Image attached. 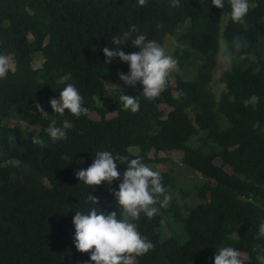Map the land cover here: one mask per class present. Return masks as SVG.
I'll use <instances>...</instances> for the list:
<instances>
[{
    "label": "trees",
    "instance_id": "trees-1",
    "mask_svg": "<svg viewBox=\"0 0 264 264\" xmlns=\"http://www.w3.org/2000/svg\"><path fill=\"white\" fill-rule=\"evenodd\" d=\"M249 4L236 23L228 0L223 9L211 0H179V7L171 0H150L146 7L134 0H0V54L15 63L0 79V264L90 262V254L74 245L75 210L95 207L86 202L91 192L101 209L119 211L110 188L118 190L127 163L137 156L143 163H158L169 158L162 154L173 152H181V161L205 179L199 201L185 207L172 201L152 219L141 214L138 229L154 249L135 264H214L216 249L223 246L238 248L248 264H257L253 249L264 246L259 235L264 222V0ZM222 14L227 18L223 30ZM185 23L178 41L189 48L181 57L189 51L200 55L193 66L197 74L176 77L174 86L169 76L158 98L146 99L139 82L132 87L119 79V73L129 71L126 62L117 57L104 63L103 47H115L111 37L132 25L163 46ZM221 35L230 67L219 76L225 90L216 99L210 83ZM122 50L139 48L129 42ZM38 53L44 60L34 67ZM68 83L99 119L89 112L79 118L67 110L63 116L54 113L50 100L59 98ZM120 87L137 97L139 111L123 109ZM37 102L45 112L37 111ZM161 104L171 107L167 114ZM110 112L116 114L108 117ZM53 119L58 127L68 124L65 138L53 141L48 135ZM35 129L43 147L32 142ZM200 131V141L218 149L204 152L190 145ZM132 147L139 150L134 153ZM98 151H110L121 172V179L104 182L99 193L75 175ZM217 157L232 172L217 164ZM160 172L166 191L173 190L174 175ZM169 215L183 224L184 238L162 236Z\"/></svg>",
    "mask_w": 264,
    "mask_h": 264
},
{
    "label": "clouds",
    "instance_id": "clouds-1",
    "mask_svg": "<svg viewBox=\"0 0 264 264\" xmlns=\"http://www.w3.org/2000/svg\"><path fill=\"white\" fill-rule=\"evenodd\" d=\"M149 2L150 0H138V6L146 7ZM228 3L231 8L230 19L236 23L241 22L250 9L249 0H228ZM211 4L223 9L225 0H211ZM171 6L179 7V0H171ZM129 42L133 47H138L139 51H123ZM111 43L115 47L102 49L106 58L104 63L110 64L117 57L121 62H126L129 71L119 73V79L132 87L139 82L143 86L141 93L146 99L158 98L165 90L170 74L177 69V59L166 52L159 42L148 39L146 34H139L136 25H132L130 31L113 35ZM12 70L9 57L0 54V79H6ZM119 100L124 110L135 113L140 109L137 97L123 94L122 88ZM50 104L54 113L60 116L66 110L77 118L86 116L89 112L78 88L72 83H68L60 91L58 99H51ZM35 108L39 112H45L38 102ZM56 124L53 119L47 126L48 135L53 141L65 138L68 127L67 123L63 127ZM32 142L44 146L38 130L32 136ZM117 161L110 151H98L91 165L78 170L75 175L93 190L104 182L112 185L113 181L121 179ZM110 191L117 201L119 211L108 212L101 209L99 197L91 192L88 193L86 202L95 207H90L87 211L75 210L72 218L75 248L81 253H89L90 262L94 264H135L137 257L154 249L153 242L138 229L137 222L141 214L152 219L160 208L169 206L172 197L162 184L161 172L143 163L139 156L127 163L118 190L110 188ZM259 235L264 237V222L259 226ZM253 251L256 253L257 264H264V246L257 245ZM214 264H248V258L238 248L223 246L216 249Z\"/></svg>",
    "mask_w": 264,
    "mask_h": 264
},
{
    "label": "rangeland",
    "instance_id": "rangeland-1",
    "mask_svg": "<svg viewBox=\"0 0 264 264\" xmlns=\"http://www.w3.org/2000/svg\"><path fill=\"white\" fill-rule=\"evenodd\" d=\"M138 2V0H134ZM227 22V18L225 14H222V30L224 29L225 25ZM187 26V23L184 25L180 26L178 31L176 32L175 35H170L168 36L163 44V47L165 48L166 52L169 54H172L178 61L177 64V69L173 71L170 74L171 78V84L174 86L175 85V80L176 77L182 76V77H187V78H193L196 76L197 71L193 69V66L197 62L201 60V57L198 53L194 51H189L188 55H185V57H181V55L186 54L185 50L189 48V44L185 42L184 44H179L178 41V35L185 31ZM48 41V38H44L42 40L43 43H46ZM220 41V52L218 55V67H216L213 75V79L210 83V87L216 97V99H219L221 93L225 90V84L220 81L219 76L220 74L228 69L230 67V59L228 56H226L225 50H226V43L223 40L222 35L219 38ZM12 63V66L15 65L13 62V59L10 55H7ZM43 56L38 53V55L35 56V60L33 62L34 67H39L41 63H43ZM194 62V63H193ZM174 96H178L177 91H173ZM58 99V98H56ZM107 98H103L102 102L106 101ZM159 108L163 109L165 114L169 112L171 107L167 104H161L159 105ZM116 114V112H110L108 114V117H112ZM89 116L94 119H99L100 115L96 111H91L89 112ZM13 120H9L8 124L12 125ZM225 120L223 121V126H225ZM203 131H200V134L197 136H194L190 141L189 144L192 146H202V149L204 152H209L214 149H218V147L212 143V142H207V143H202L199 139V137L203 134ZM130 150L134 153H136L139 149L137 147H132ZM182 153L181 152H173L170 155L168 154H162L161 156L163 157H169L165 158L161 162H152V163H145L149 167H151L154 170L158 171H168L171 172L175 179H176V185L175 188L171 191L168 192V194L171 195L172 199L169 203L171 204L172 201H177L176 203H179L183 207L186 205H192L196 204L197 201H199V198L197 197V192L199 188L204 184L205 179L201 177L198 173L195 172L190 166L186 165L183 163L182 160ZM149 156L151 158L154 157V151L152 150L149 153ZM84 159H80L79 163H83ZM215 162L219 165H223L225 169L229 172H232V167L230 164H224V161L221 157H217ZM102 185L97 186L95 189L96 192H101L102 190ZM163 199V197L161 198ZM114 204H117V201L113 202ZM159 207V205H157ZM169 206L167 207V209ZM161 211V208H160ZM162 236L168 237V236H177L180 238H184V229H183V224L182 223H176L172 217V215H169L166 222L164 223V227L162 229Z\"/></svg>",
    "mask_w": 264,
    "mask_h": 264
}]
</instances>
